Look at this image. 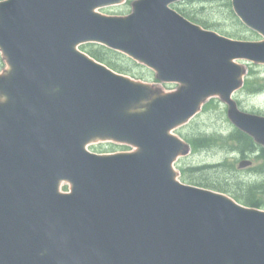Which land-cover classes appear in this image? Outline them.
Returning a JSON list of instances; mask_svg holds the SVG:
<instances>
[{
  "label": "water",
  "instance_id": "1",
  "mask_svg": "<svg viewBox=\"0 0 264 264\" xmlns=\"http://www.w3.org/2000/svg\"><path fill=\"white\" fill-rule=\"evenodd\" d=\"M122 1H0V264H264V209L181 182L174 162L190 146L172 133L219 95L264 144V116L232 99L245 73L235 59L264 62V39L205 30L177 0H136L127 16L96 10ZM232 4L264 36V0ZM89 41L180 87L115 72L78 48ZM98 140L137 149H87Z\"/></svg>",
  "mask_w": 264,
  "mask_h": 264
},
{
  "label": "rangeland",
  "instance_id": "2",
  "mask_svg": "<svg viewBox=\"0 0 264 264\" xmlns=\"http://www.w3.org/2000/svg\"><path fill=\"white\" fill-rule=\"evenodd\" d=\"M132 1L127 0L125 3L116 6H109L100 9L101 12L109 15H126L132 11ZM228 0H216V1H207L205 0V9L202 10L201 7H197L195 2L183 1L178 3L183 9L190 11L193 15H196L197 18H201L203 21H212L219 25L221 29L220 32L227 33L236 32L238 37L258 40L261 38L260 35L250 31L247 27H244L241 23L238 22V19L231 14L230 8L227 6L226 2ZM113 60L126 62L127 58L121 54L110 53ZM125 55V54H123ZM0 61L5 62L0 53ZM243 62L247 69L248 73L253 69V76H260L264 78V64L254 63V62ZM3 66V68H4ZM142 67H136L142 69ZM2 68V69H3ZM146 68V67H145ZM148 69V68H147ZM151 72V71H150ZM153 74V72H151ZM246 74L245 80L249 74ZM154 76V74H153ZM163 88L166 91H172L178 88V85L163 84ZM217 101L214 104L208 105L205 110H202L198 113L188 124L181 126L175 130L178 135L184 137L185 135H197L201 133H208L214 130H227L233 123L229 120L227 116V105L226 103L216 97ZM234 98L238 101L239 106L243 110L250 112H256L264 114V90L259 92H253L248 89H239ZM121 144H113L110 142L107 143H95L89 145V148L96 152H114L122 150H131L130 148H124ZM224 152L223 149L216 147L202 148L195 153H190L185 157H181L176 162V167L181 171V167L195 166L204 163H212L220 158H223ZM193 175V180H198L199 176H208L210 178H215L216 174L213 171L208 172H195ZM244 176L246 174H240ZM187 183L194 184L191 180H188ZM68 184H63V189L67 190Z\"/></svg>",
  "mask_w": 264,
  "mask_h": 264
},
{
  "label": "trees",
  "instance_id": "3",
  "mask_svg": "<svg viewBox=\"0 0 264 264\" xmlns=\"http://www.w3.org/2000/svg\"><path fill=\"white\" fill-rule=\"evenodd\" d=\"M230 8V0L226 2ZM230 11L232 9L230 8ZM107 48L99 46L94 48L89 46V52L96 58L105 61L112 67L131 73L134 76L150 79L152 78L148 70H138L135 66L132 67L131 63H118L108 55ZM2 61H0V67ZM264 87L263 84L259 86H251L252 90H259ZM209 103L213 104L212 99ZM207 108V105L205 106ZM186 138L193 144L194 150L200 148H207L219 146L224 150V156L216 162L204 164L194 167L200 171H213L215 172V179L208 181L207 179L201 180L199 183L213 187L232 194L238 200L253 206L264 207V147L258 144L252 136L243 132L242 130L231 127L227 131H211L208 133H201L194 136H186ZM251 153L256 154L255 165L250 169V173L241 176L237 167V155L245 157ZM234 154V156H233ZM190 171V168L188 169ZM185 177L190 175L183 169Z\"/></svg>",
  "mask_w": 264,
  "mask_h": 264
}]
</instances>
